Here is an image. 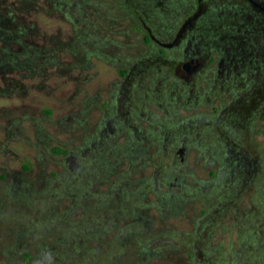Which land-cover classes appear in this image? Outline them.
I'll use <instances>...</instances> for the list:
<instances>
[{"label": "rangeland", "instance_id": "1", "mask_svg": "<svg viewBox=\"0 0 264 264\" xmlns=\"http://www.w3.org/2000/svg\"><path fill=\"white\" fill-rule=\"evenodd\" d=\"M202 4L0 0V264H264V16Z\"/></svg>", "mask_w": 264, "mask_h": 264}, {"label": "flooded vegetation", "instance_id": "2", "mask_svg": "<svg viewBox=\"0 0 264 264\" xmlns=\"http://www.w3.org/2000/svg\"><path fill=\"white\" fill-rule=\"evenodd\" d=\"M205 0H197V8L194 10L192 14H190L187 19L183 22L180 29L178 30V33L175 35L174 39L170 43H163L158 38L155 37V35L147 33L144 36V40L148 41L147 43L151 44L152 42L158 43L162 47H173L176 44H178L188 33V31L192 30L196 22L198 21L199 17L201 16L204 5L202 4ZM248 4V7L250 10H241L239 7L231 6V10L234 11L236 9H239L241 12H244L248 17H251L255 14H262L264 16V0H243ZM189 39V38H188ZM171 46H168V45ZM190 41L187 40V46H182L183 50L180 49L179 52H185L184 60L183 62L176 68V72L178 75H180L182 78H184L187 82V85H192V77L196 75L200 68L202 67V59L201 58H194L191 54L193 52V49L189 48ZM191 55V56H190ZM226 59H220L219 66L222 67L225 63Z\"/></svg>", "mask_w": 264, "mask_h": 264}, {"label": "trees", "instance_id": "3", "mask_svg": "<svg viewBox=\"0 0 264 264\" xmlns=\"http://www.w3.org/2000/svg\"><path fill=\"white\" fill-rule=\"evenodd\" d=\"M146 42H148V41H146ZM125 72H123V74H124ZM263 118H264V115H263Z\"/></svg>", "mask_w": 264, "mask_h": 264}, {"label": "water", "instance_id": "4", "mask_svg": "<svg viewBox=\"0 0 264 264\" xmlns=\"http://www.w3.org/2000/svg\"><path fill=\"white\" fill-rule=\"evenodd\" d=\"M168 46H171L170 44Z\"/></svg>", "mask_w": 264, "mask_h": 264}]
</instances>
